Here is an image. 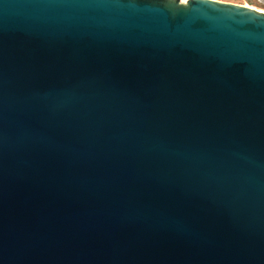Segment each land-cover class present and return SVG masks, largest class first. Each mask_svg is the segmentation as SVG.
<instances>
[{
	"label": "water",
	"instance_id": "1",
	"mask_svg": "<svg viewBox=\"0 0 264 264\" xmlns=\"http://www.w3.org/2000/svg\"><path fill=\"white\" fill-rule=\"evenodd\" d=\"M0 264H264V11L0 0Z\"/></svg>",
	"mask_w": 264,
	"mask_h": 264
},
{
	"label": "rangeland",
	"instance_id": "2",
	"mask_svg": "<svg viewBox=\"0 0 264 264\" xmlns=\"http://www.w3.org/2000/svg\"><path fill=\"white\" fill-rule=\"evenodd\" d=\"M221 1L242 4V5L253 7L257 10L264 11V0H221Z\"/></svg>",
	"mask_w": 264,
	"mask_h": 264
}]
</instances>
